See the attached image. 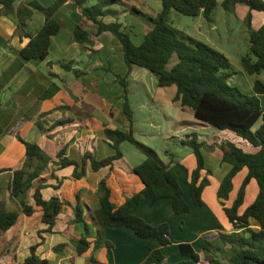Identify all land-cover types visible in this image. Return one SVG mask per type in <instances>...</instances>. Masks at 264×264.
<instances>
[{
	"label": "crops",
	"instance_id": "0c3cea01",
	"mask_svg": "<svg viewBox=\"0 0 264 264\" xmlns=\"http://www.w3.org/2000/svg\"><path fill=\"white\" fill-rule=\"evenodd\" d=\"M31 1L47 6L54 0H16L12 12H0V201L6 210L18 213L16 222L0 233V264L22 263L30 254V246L36 243V253L40 258L47 259L48 264H140L153 249H159L166 261L174 263L188 258L180 251L181 242L189 243L201 254L206 238L216 232L239 230L228 221L217 196V189L230 164L217 156L215 143L225 142L233 134L229 129H224V136L214 142L198 137L202 141V154L205 148L213 163V166H208L204 159L205 168L201 170V176H206L209 183L202 190L200 206L192 204L187 184L180 182L182 196L191 206L188 212L175 214L168 197L159 198L152 205L140 201L134 210L136 215L150 224L168 223L170 244L163 245L152 236L140 237L127 226H109L103 222L97 210L99 181H106L111 201L116 206L120 205L126 197L142 189L143 183L133 167L144 158L137 157L136 161H130L120 149V158L97 170H93L87 160L85 174L81 177L73 176V165L62 167L58 161L63 156L81 163L85 153L96 159L115 153L104 129H128L130 126L123 111V87L117 77L128 70L131 72L134 65L129 68L121 56L116 59L117 67H114L113 48L119 46L113 38L115 36L108 30L98 33L97 25L84 18L78 4L72 0L66 1L54 14L60 28L50 37L48 55L44 59L23 58L21 48L26 45L29 36L38 32L44 21L43 13L34 10L26 20L24 32L27 34L17 31L15 10L19 5ZM216 1L217 4L222 2ZM95 2L97 0H86L85 5L90 6ZM1 7L0 3V11ZM105 8L111 11L102 15L101 20L105 23L119 22L121 29L129 32L132 40L135 39L134 43L139 44L150 27V16L160 11L161 0H118L105 5ZM232 10L242 14L243 19L249 11L248 6L241 3L226 11ZM250 13V28L258 29L264 21L263 13L255 9ZM77 24L90 33L92 44L74 40L73 30ZM61 61H69L70 69L63 68ZM72 68H78L83 73L75 75ZM159 91L158 95V91L154 95L158 100L163 99L161 102L166 105L184 108L173 99L175 87L167 95H163L161 89ZM60 118L71 120L50 127ZM131 129L133 132L132 123ZM17 135L36 142L50 158L39 176L44 184L40 192L44 199L57 196L62 201V209L51 231H44L46 225L41 221L42 209L35 205L33 199L34 186L39 180L34 179L32 187L26 191L25 200L35 207L32 214L23 213L18 198L10 194L13 171L21 168L25 159V146ZM61 148H64V153L58 157ZM155 155L164 165L177 162L172 159L164 161L157 153ZM178 162L183 163L189 172L196 166L194 154L188 163ZM213 167H216L218 174H215ZM246 173L247 169L243 167L233 176L232 188L223 200L224 206L232 204ZM257 191V183L252 178L246 186L239 212L253 201ZM77 204L82 209L80 221L75 219ZM250 226L259 228L253 218H250ZM85 233L89 246L83 253L76 254L72 241ZM97 240H107L111 245L96 246ZM60 244L64 246L60 247ZM213 255L221 264H230L228 245L222 251H214ZM198 264L208 262L201 259Z\"/></svg>",
	"mask_w": 264,
	"mask_h": 264
},
{
	"label": "trees",
	"instance_id": "16d2710c",
	"mask_svg": "<svg viewBox=\"0 0 264 264\" xmlns=\"http://www.w3.org/2000/svg\"><path fill=\"white\" fill-rule=\"evenodd\" d=\"M16 0H0L1 13L14 10ZM68 0H54L50 5L44 6L37 1L19 5L16 10L17 31L24 32L26 20L34 10L43 13L44 21L38 32L29 36L26 45L21 48L20 54L25 59H44L48 55V46L51 35L55 34L60 24L54 18L55 12ZM80 8L84 18L97 25V32L110 31L120 42L122 56L130 68L137 65L154 73L158 86L174 85L176 88L174 101L181 107H189L196 119L215 125L224 130L229 129L233 134L225 142L215 143V153L220 160L230 164L229 171L222 178L217 189V196L228 221L237 231L230 233L216 232L206 238L202 244L201 254L196 252L187 242H181L179 248L188 258L171 263L166 261L165 255L159 249H153L140 264H198L201 259L208 264H221L213 255L214 251H222L225 245L229 246L230 264H264V108L261 106L258 94L264 93V81L256 78L253 84V94L242 92L237 86L229 83L231 73L228 71V57L213 46L189 37H180L173 26L169 14L175 10L184 15H202L206 20L212 19V12L216 7V0H161V9L154 16H150V27L146 30L143 40L135 44L129 34L121 29L119 22L105 23L101 16L110 12L105 8L118 0H97L90 6L85 5L86 0H72ZM241 3L248 6V13L244 22L248 28V51L241 56L240 63L248 74H259L264 71V21L258 29L250 28V11L259 10L264 16V0H222L221 6L231 10L234 5ZM75 41L92 44L90 33L77 24L73 30ZM175 57V58H174ZM65 69H70L69 61H61ZM75 75L83 73L78 68H72ZM129 70L118 76V82L123 86V111L130 122L128 129L105 127V134L111 140L115 153L102 159H96L90 154L82 156L81 163L63 157L64 148L57 156L59 166L73 165V176L81 177L85 174L87 160L93 170L111 165L122 156L120 143L129 141L142 148L136 142L132 129V110L128 101L127 75ZM261 120L257 128L252 126ZM71 118H60L51 124L54 127L70 121ZM36 125L43 129L39 123ZM2 124L0 122V132ZM25 146V159L21 168L13 171L10 183V194L18 198L21 210L29 215L35 211L34 205L25 200L26 191L32 187L34 179L39 180L34 186L33 199L35 205L42 209L41 221L46 225L44 231H51L56 216L62 209V201L57 196L44 199L40 189L43 187L40 174L50 160L36 142L27 141L17 135ZM189 145L196 159L195 168L189 172L181 162H172L164 165L156 158L152 150L145 151L144 159L133 167V171L143 183L140 191L128 196L120 205H114L110 199V188L105 180L98 183V205L102 220L109 226H127L140 237L152 236L163 245L170 244L168 223L162 222L153 225L134 213L140 201L154 204L159 198L168 197L171 208L175 214L188 212L191 206L182 196L180 182L188 186V194L195 206L202 204L201 193L209 183L206 176H201L205 168L204 157L201 151L202 141L198 140L197 133H190L186 139L181 140ZM80 169H79V168ZM243 167L247 173L232 204L224 206V199L232 188L233 176ZM79 169V170H78ZM254 179L258 191L253 201L241 212L245 189L250 179ZM76 221L81 220L82 209L77 204L75 209ZM17 211L6 210L0 201V233L11 227L17 220ZM250 218L258 222L259 228L250 226ZM183 226V222L180 223ZM87 233L72 241L76 254L83 253L89 246L86 240ZM111 245L107 240H97L95 245ZM64 244H60L63 247ZM37 243L30 246V254L19 264H48L47 259L40 258L36 253Z\"/></svg>",
	"mask_w": 264,
	"mask_h": 264
},
{
	"label": "rangeland",
	"instance_id": "374dc122",
	"mask_svg": "<svg viewBox=\"0 0 264 264\" xmlns=\"http://www.w3.org/2000/svg\"><path fill=\"white\" fill-rule=\"evenodd\" d=\"M169 17L180 37L187 36L190 39L203 41L228 57L231 85L251 95L254 80L259 78L264 81V71L259 74H248L240 63L241 56L248 51V30L242 14L233 10L226 11L221 4H217L212 12L211 21L206 20L202 15H184L175 10L170 11ZM113 38L119 45L118 48H113L114 67H117L116 59L122 56L121 47L118 39ZM132 68L127 75L128 101L133 116V135L143 147L140 148L129 141L121 142L120 149L130 161H136L137 157L144 158V150L148 152L152 150L164 161L172 159L188 163L193 152L189 145L181 141L186 139L188 134L197 133L200 140L212 142L224 136L223 130L215 125L196 119L189 107L180 109L177 105H166L161 102L164 101L163 99L158 100L154 97L156 91H158L156 94H159V89L163 95H167L171 88L175 87L174 85L158 86L154 73L137 65ZM259 98L261 106L264 107V93ZM260 122V119L257 120L252 128H257ZM203 157L208 166H213L205 148ZM214 172L218 174L217 169Z\"/></svg>",
	"mask_w": 264,
	"mask_h": 264
}]
</instances>
